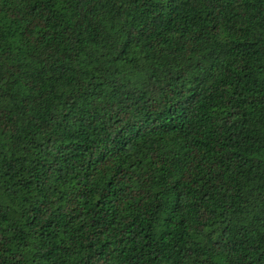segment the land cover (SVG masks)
I'll return each mask as SVG.
<instances>
[{
	"label": "trees",
	"instance_id": "16d2710c",
	"mask_svg": "<svg viewBox=\"0 0 264 264\" xmlns=\"http://www.w3.org/2000/svg\"><path fill=\"white\" fill-rule=\"evenodd\" d=\"M0 264H264V0H0Z\"/></svg>",
	"mask_w": 264,
	"mask_h": 264
}]
</instances>
